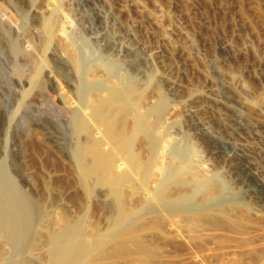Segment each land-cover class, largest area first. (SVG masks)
Wrapping results in <instances>:
<instances>
[{
	"label": "rangeland",
	"instance_id": "374dc122",
	"mask_svg": "<svg viewBox=\"0 0 264 264\" xmlns=\"http://www.w3.org/2000/svg\"><path fill=\"white\" fill-rule=\"evenodd\" d=\"M32 1L35 24L26 0L4 1L17 22L26 17L23 33L31 35L17 37L16 56L0 11V163L24 193L49 205V226L43 221L38 234L79 225L82 264H129L141 256L146 264H264V0ZM52 16L87 70L81 79L74 73V93L67 84H21L15 74L21 69L30 78L47 57V46L32 41ZM30 43L39 53L34 63L26 56ZM58 66L59 74L66 69ZM128 87L136 126L123 115L106 134L107 124L89 118L87 126L80 111L78 124L66 117L70 105L90 113ZM131 132V152L116 149ZM160 139L166 142L158 157ZM98 141L104 166L91 189L95 174L82 176V156L93 164ZM240 142L259 170L261 203L240 196L231 178L238 161L231 151Z\"/></svg>",
	"mask_w": 264,
	"mask_h": 264
},
{
	"label": "bare ground",
	"instance_id": "6f19581e",
	"mask_svg": "<svg viewBox=\"0 0 264 264\" xmlns=\"http://www.w3.org/2000/svg\"><path fill=\"white\" fill-rule=\"evenodd\" d=\"M4 1L0 0V11H1V13L3 12L4 15H2V17L4 19H6V21H7L6 30L12 36L11 37V44H10V48L12 51L11 53H13V55L16 56L20 53L19 52V44H18L19 38H17V37L21 36L23 38L22 35L25 34L23 32H25V31L28 32L27 29L25 30V26H24L26 24L25 23L26 17L21 18V22H17L16 21V15L14 13H12L10 10H7L6 6L4 5L5 4ZM25 7L28 9V12H27L28 17L31 16L34 19L33 23L35 24V22L37 21L36 20L37 16L39 14L38 7H36L34 5L32 0H26ZM98 12H99V10H98ZM54 16H52V18L48 17L47 21H45L46 22L45 24H42L35 29L36 30L35 31L36 36H37V40H35L36 42L31 40L33 43H36V45L38 43L39 44L43 43V45L47 46V48H46L47 52H48L47 57L46 58L44 57V59L41 62H39V64L37 63V66H39V67L37 70H35L36 71L35 74L33 76H31L30 78H28L24 74L23 70L18 69L19 67L16 68L18 70L15 72V74L18 77V80L21 84H37V86H38V84H54V86H55L54 90L55 89L61 90L63 88L61 86V84H67L70 87V91L72 93H74L75 84H77V79L75 78V74L76 75L78 74L81 77V75L84 76V74L87 70H85L86 67L84 68L82 66V64H81L82 60H79V57H78V55L74 49L72 40L70 38H68L66 35L64 36V33H63L64 30L63 29L60 30V27H59L60 25L57 24V18H55ZM31 25L33 26V24H31ZM25 35H27V34H25ZM28 35L31 36L30 34H28ZM28 35H27V37H28ZM33 35H34V33H32V37H33ZM30 39L28 40L29 42H30ZM20 40H21V38H20ZM31 46H32V44H31ZM35 46L34 45L32 46L33 48H31L32 49L31 52L29 49L27 50V48H25L27 50L26 53L29 51L28 55L26 54V56H28V59H29L28 62H30V63H34L33 56H36L39 54L37 52V54L34 55L35 54ZM26 56L24 55V57H26ZM24 57L22 58L23 60H24ZM38 58H40V57H38ZM26 59L27 58H25V61H27ZM36 61H38V60H36ZM61 63H62V65H63V63H65L66 69L60 70L61 73L59 74L58 70L60 69L59 66H61V65L58 66V64H61ZM79 76H78V78H79ZM79 79H81V78H79ZM116 84H118V83H116ZM127 84H129V86H130L131 83H127ZM131 89H133V88L128 87L124 91L109 93V96L107 98L102 99L100 102H97L98 104L96 103L97 104L96 108L93 111H91L90 113L86 112V110L83 106L77 105L78 106L77 107L76 105L73 106V105H70L71 103H69L70 106H68V108H66V110H65L66 117L69 119V121H71V124H73V125L78 124L79 119L76 116V114H77L76 112L80 111L84 116V118H83L84 121H82V122L86 123L87 126L91 125V123H89V118L93 122L92 125L94 123L95 124H107L106 130H105L106 134L109 131H111L116 124L118 126V124L121 123L123 115L130 117L132 120V125L136 126L137 123L138 124L140 123V118H138L136 116L135 111H134L135 110L134 109L135 101H134ZM67 90L69 91V89H67ZM72 93H70L69 95H71ZM73 95L74 94H72V96ZM60 99H61V97H60ZM64 99L67 100L66 98H64ZM64 99H63V101L67 104V102ZM52 101L55 104V100L53 99ZM68 102H70L69 99H68ZM66 104H64V105H66ZM60 106L62 107V104ZM60 106H57V107L61 108ZM102 107H104V109ZM62 112H64V108H62ZM127 125H129V124H127ZM132 125H130V126H132ZM92 129H94V128H92ZM95 130L93 131L92 136L95 135V133H94V132H96ZM101 133H102V131L101 132L98 131V135H101ZM106 134H105V138H106ZM113 135H114V133H113ZM133 136H134L133 132L128 133V135L126 133V137L124 138V140L119 142L115 148L118 149L119 151L126 149L129 152H131L132 143H133ZM165 142H166V140L160 139L155 150H154L156 153L158 152V155H159L158 157H160V155H162V153H163L162 151H164L163 146H165V144H164ZM242 144L243 143H241V142L237 143L238 146L235 145L233 148V151H231V155H233L234 158L236 157L238 160L237 163H235L233 165L234 168H233L231 178L236 183H238L239 186L243 189L242 191L244 194H241L240 196L243 195L248 200H254L257 202L260 201L259 203H261V190H263V189H261V178L259 177L260 173H259L258 168L255 166V163L245 157L244 152L239 147V145H242ZM100 146H101V141H98L97 143L94 144L93 155H94L95 162L93 164H91V160L89 159V157H87V155L82 156V163L85 167V172H84V174L82 172H80V174L82 173L83 177L88 176V175L93 174V173L95 174L94 179L93 178L89 179V185L90 186H88V187H90L91 189H92V186H93L95 180L96 179L99 180L101 178L102 171H103L104 163L102 161L101 151H103L105 148L100 150ZM67 155H66V157L68 158V162L70 163L71 160L69 159V157ZM190 156H191L190 152L189 153L187 152V154L184 155V158H183L184 161L188 160L190 158ZM121 162L122 161H120L119 164H122ZM125 163L126 162H124L123 164H125ZM79 164L81 165V163H79ZM115 164H117V163H115ZM119 164H118V167H119ZM4 166L5 165L0 163V264H82V263H84V257H85V254L87 253V249H86V246L84 245L83 237H82L81 233L79 232V228H80L79 225H70V226H65L64 228L54 229V230L51 229L50 231L48 230L49 232H46L43 235H41V234L39 235L38 231L45 227V226H43V221L48 216V214L50 212V210L48 208L49 205L47 207L44 204L45 200L43 202L42 200H40V198L39 199L36 198V196L32 197V196L28 195L26 192L24 193V191L22 189L23 186L16 182V179H14L7 172V170ZM124 167H126V166H124ZM119 169H120V167H119ZM155 171H157V170H155ZM79 176H76V177L78 179H81L82 177H79ZM251 178L255 179L254 182L251 181L252 180ZM83 181L85 183V180H83ZM209 185H211V184H209ZM97 191H98V195H100L101 191H99V189ZM102 194L104 195V193H102ZM211 195H209V196H211ZM53 202H55V201H53ZM105 203H106V201H105ZM106 205H108V204H106ZM102 206H104L103 203H102ZM197 208H199V207H197ZM63 217H66V216L63 215ZM46 219H47V221L50 220V219L48 220V218H46ZM44 222L46 223V221H44ZM55 222H59V221L55 220ZM55 222H54V224H56ZM45 225L49 226V225H47V223ZM81 226H83V222H82ZM134 234L135 233L129 234L126 237L127 239H129L128 241L134 240V237H135ZM140 238H141V236H140ZM119 240L124 241L125 237L121 238ZM253 244L254 243H252V245ZM236 245H239V243ZM128 246L124 247V248L128 249ZM130 247H132V246H130ZM238 247H241V246H238ZM41 248H43V250L45 248V251L39 252L40 251L39 249H41ZM120 248H122V247L120 246ZM221 249H223V248H221ZM255 250L256 249H254V251ZM236 251H237V249H236ZM246 251H247V249H246ZM116 252H118V251H116ZM125 252L127 253L126 250H125ZM132 254L136 255V252H134ZM143 254H145V258H146L148 253L146 254L143 252ZM224 254H225V252H224ZM126 255H129V252ZM255 255H256V253H255ZM112 257H114V256H112ZM142 257H143V259H142ZM119 258H120V256H119ZM231 258H233V257H231ZM132 259H133V257H132ZM150 259H151V255H150ZM109 260H110V258H109ZM129 260H131V259H129ZM156 260H157V258H156ZM185 260H187V259H185ZM100 261H98L99 264H103V262L105 260L102 259V261H101L102 263H100ZM150 261H153V260L151 259ZM202 261H204V260H202ZM140 262H142V264L143 263L146 264L144 256H141V258L137 257L133 260V262L131 260V262L129 261L128 263L129 264H141ZM154 263H155V260H154ZM106 264H107V262H106ZM247 264H248V262H247Z\"/></svg>",
	"mask_w": 264,
	"mask_h": 264
}]
</instances>
